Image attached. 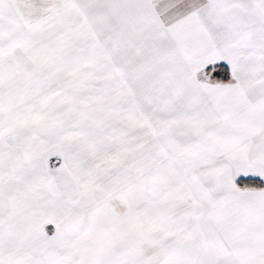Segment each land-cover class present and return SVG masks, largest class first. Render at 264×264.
Returning <instances> with one entry per match:
<instances>
[{
  "label": "snow or ice",
  "instance_id": "1",
  "mask_svg": "<svg viewBox=\"0 0 264 264\" xmlns=\"http://www.w3.org/2000/svg\"><path fill=\"white\" fill-rule=\"evenodd\" d=\"M0 264H264V0H0Z\"/></svg>",
  "mask_w": 264,
  "mask_h": 264
}]
</instances>
